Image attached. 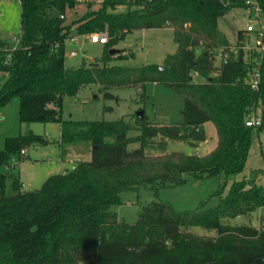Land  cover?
I'll use <instances>...</instances> for the list:
<instances>
[{"label": "trees", "instance_id": "obj_1", "mask_svg": "<svg viewBox=\"0 0 264 264\" xmlns=\"http://www.w3.org/2000/svg\"><path fill=\"white\" fill-rule=\"evenodd\" d=\"M20 1V46L11 49L0 37V71L8 74L0 85V107L18 97L21 121L59 122L62 153L68 145L83 142L89 144L91 158L50 175L35 190L22 189L16 178L15 193L7 194L2 175L0 264H264V231L250 223H231L264 206V186L257 182L264 168L233 181L227 192L223 184L212 206L204 199L194 209L179 211L170 202L152 200L133 223L113 210L127 190L145 186L158 194L161 188L187 182V174L194 179L224 175L227 180L244 169L253 131L264 127V76L259 89L249 85L254 55L244 56L245 29L232 44L219 18L222 11L248 7L246 0H102L98 8L89 2L72 22L67 11L79 0ZM258 2L264 14V0ZM120 6L125 10H118ZM167 25L174 29L178 48L163 64H111L132 55L124 50L110 53L127 33ZM101 31L108 32V41L100 62H93L99 65L67 68V39ZM213 47L229 50L230 58L216 65ZM262 71L264 75V64ZM149 82L165 84L184 97L182 121L154 122L145 114L137 117L140 133L129 136L123 117H62L64 96H75L83 87L100 85L104 97L119 100L112 88L144 89ZM259 105L263 123L248 126L246 119ZM208 121L218 134L209 153L152 152L165 150L168 139L194 143ZM48 142L34 132L7 137L0 165L11 164L29 145ZM134 142L140 147L129 150ZM194 226L217 234L194 233Z\"/></svg>", "mask_w": 264, "mask_h": 264}, {"label": "rangeland", "instance_id": "obj_2", "mask_svg": "<svg viewBox=\"0 0 264 264\" xmlns=\"http://www.w3.org/2000/svg\"><path fill=\"white\" fill-rule=\"evenodd\" d=\"M102 0H79L78 5L67 11V20L72 22L83 15L88 9V3H93V8H98ZM255 1V0H253ZM125 6L118 10H125ZM251 8L234 7L219 18L220 28L227 34L232 44L237 42V33L245 29L248 23ZM22 6L20 0H0V37L9 42L11 48L18 47L21 40L17 36L21 31ZM118 50H124L129 55L124 58H115L111 64L121 66H142L144 64H163L168 54L177 51L178 44L174 39V29L171 25L153 28H137L119 40L114 46ZM105 51V44L93 42L89 34L77 35L66 41L65 66L76 68L84 63L100 62ZM216 59L215 64L219 65ZM8 74L0 71V85L7 80ZM196 79H199L195 75ZM111 91L119 97L106 98L101 86L92 84L83 87L75 96L65 95L62 117L72 120H116L124 118L130 126L129 136L140 133L137 117L140 111L146 114L149 121L172 122L182 121V109L184 97L167 87L165 84L149 82L145 88L116 87ZM110 107V108H109ZM262 106L259 105L256 113L262 114ZM61 124L59 122L21 121L19 117V98L14 97L7 105L0 107V149L4 148L7 137L18 136L34 132L43 135L49 140L46 144H32L25 148L26 154L14 155L11 164L0 165V183L2 175H5V191L7 194L15 193L13 181L19 178L23 183L22 189L35 190L42 186L43 182L52 174L63 173L70 170L80 160H89L91 151L89 144L80 143V147L71 144V155L61 160V146L59 144ZM204 135V136H203ZM203 135L194 143L187 140L168 139L165 150L152 151L153 153H171L180 151L187 154L204 155L213 150L218 143V134L213 122L204 123ZM73 146V147H72ZM140 147L139 142L130 143L128 148L133 150ZM264 168V127L262 130L253 131L252 145L244 169L231 175L227 180L224 175L194 179L187 174V182L161 188L158 194L151 188L142 186L139 190H127L122 192V203L115 205L113 210L123 221L133 223L140 217L143 207L152 200L170 202L176 210L184 211L196 208L204 199H208L207 206L218 203V195H214L223 184H226L225 192L235 180L251 178L253 171ZM257 182L264 186V172L257 177ZM231 223L257 225L259 221V209L249 216H239L231 220ZM194 233L215 236V229H207L200 226L191 227Z\"/></svg>", "mask_w": 264, "mask_h": 264}, {"label": "built area", "instance_id": "obj_3", "mask_svg": "<svg viewBox=\"0 0 264 264\" xmlns=\"http://www.w3.org/2000/svg\"><path fill=\"white\" fill-rule=\"evenodd\" d=\"M246 2L249 4L251 12L245 28L244 44L241 47L244 51L245 58H248L249 55H254L252 61L254 64L251 68H249L246 81L253 89L257 90L259 89L262 77L264 76L262 71V65L264 64V14L263 8L259 4L258 0H246ZM89 35L93 42L106 43L108 41L107 31L93 32ZM17 40H20L19 36H17ZM15 48L16 47L11 49ZM231 49L238 50L239 48L233 46ZM213 51L215 53V60H220L219 64H221V62H226L230 58V51L223 50L222 47H213ZM262 123L263 116L262 114H257L256 110L252 111L246 119V124L248 126H259ZM21 154H26V150L23 149ZM74 166L75 165H73V167ZM259 221L260 223L255 226L260 231H264V206L259 208Z\"/></svg>", "mask_w": 264, "mask_h": 264}, {"label": "crops", "instance_id": "obj_4", "mask_svg": "<svg viewBox=\"0 0 264 264\" xmlns=\"http://www.w3.org/2000/svg\"><path fill=\"white\" fill-rule=\"evenodd\" d=\"M60 136H61V131H60ZM81 145H80V143L79 142H77V143H75V145H74V148L76 147H80ZM73 147V146H72ZM70 148H71V146H69V148H68V150H67V152L65 153V154H63L62 153V150H61V153H60V155H61V160H64V159H66V158H68L72 153H71V151H70ZM78 160H83V159H79L78 158Z\"/></svg>", "mask_w": 264, "mask_h": 264}, {"label": "water", "instance_id": "obj_5", "mask_svg": "<svg viewBox=\"0 0 264 264\" xmlns=\"http://www.w3.org/2000/svg\"><path fill=\"white\" fill-rule=\"evenodd\" d=\"M223 13H224V12L222 11L221 14H223ZM117 50H118V49H116V48H112V49L110 50V53L113 54V53H115ZM90 65L98 66L99 64H98V63H93V62H92ZM160 67L163 68L162 65H160ZM138 115H139L140 117H143V116H144V112H143V111H140V112L138 113ZM202 135H203V134L200 133V136H202Z\"/></svg>", "mask_w": 264, "mask_h": 264}]
</instances>
